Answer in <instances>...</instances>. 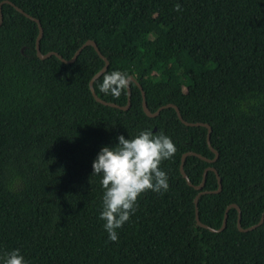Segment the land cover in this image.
Returning <instances> with one entry per match:
<instances>
[{
  "label": "trees",
  "instance_id": "1",
  "mask_svg": "<svg viewBox=\"0 0 264 264\" xmlns=\"http://www.w3.org/2000/svg\"><path fill=\"white\" fill-rule=\"evenodd\" d=\"M3 0H0V2ZM40 19L43 53L70 59L88 39L108 58L94 81L126 72L148 107L175 103L184 119L212 127L215 162L187 156L194 184L217 168L222 190L202 194V222L219 228L237 203L243 227L264 210V0H10ZM180 5L181 11L175 6ZM0 25V256L19 249L27 264H264V222L243 232L231 208L223 231L198 226L199 192L180 171L182 155L213 158L205 126H188L175 108L143 110L131 81L127 110L98 102L90 80L105 64L91 45L65 63L36 52L35 21L9 3ZM156 128V130H155ZM164 133L174 156L161 163L169 189L138 198L112 242L99 219L104 189L92 163L118 136ZM218 188L207 172L204 190ZM2 264V261H0Z\"/></svg>",
  "mask_w": 264,
  "mask_h": 264
},
{
  "label": "clouds",
  "instance_id": "2",
  "mask_svg": "<svg viewBox=\"0 0 264 264\" xmlns=\"http://www.w3.org/2000/svg\"><path fill=\"white\" fill-rule=\"evenodd\" d=\"M181 11L180 5L175 6ZM126 72L112 71L103 76L99 85L104 94L118 99L130 86ZM176 152L173 141L164 133L142 130L134 138L118 136L114 147L103 146L92 163L93 175H102L104 189L99 219L105 221L108 239L118 242L117 229L130 219L138 206V198L151 190L161 193L169 189L168 176L160 168L163 161ZM2 264H27L19 249L0 256Z\"/></svg>",
  "mask_w": 264,
  "mask_h": 264
},
{
  "label": "water",
  "instance_id": "3",
  "mask_svg": "<svg viewBox=\"0 0 264 264\" xmlns=\"http://www.w3.org/2000/svg\"><path fill=\"white\" fill-rule=\"evenodd\" d=\"M3 3H9V4L13 5L18 11H20L26 17L30 18L31 20H33V21H35L37 23L39 32H38V35H37V38H36V52H37V56L40 59H46V58H48V57H50L52 55H55L60 60H62L63 62H65V63H71V62H74L77 59L78 55L80 54V52L82 51V49L84 47L89 46V45L93 46L95 48V50L98 52V54L100 55V57L105 61L104 66L98 72H96L92 76V78L90 80V83H89L90 90H91L94 98L98 102H100V103H102L104 105H109V106H112V107H117V108H120V109H123V110H127V109L130 108V106H131V93H132L131 85L127 88L128 100H127V103L125 105H120V104H118L116 102H112V101H106V100L102 99L100 96L97 95V93L95 91V88H94V81L97 78H99L107 70L110 62H109L108 58L101 52V50L98 47V44L96 43V41H94L93 39H88L85 42H83V44L77 49V51L75 52V54L70 59H67V58L63 57L60 53H58L56 51H49V52L43 53L42 50H41L40 43H41V39H42L43 34H44V29H43V26H42V23H41L40 19H38L37 17H35V16L27 13L24 9H22L19 6H17L12 1H10V0H3V1L0 2V25L3 22V12H2V4ZM129 77H130V80L131 81H135L137 83V85L139 86V88L141 89L142 97H143V110H144V112L148 116H150V117H156V116H158L160 114V112L164 108L173 107V108H175V110L177 112L178 118L184 124H186L188 126H205L207 128V143H208L210 149L212 150V152L214 153V157L213 158H208V157L202 155L201 153H198V152H195V151H187V152H185L182 155L181 164H180V171H181L182 176L186 179L187 183L190 186H193L196 190L199 191L196 194L195 198H194V203H195V219H196L197 225L198 226H201V227H204V228H207V229H209L212 232H220V231H223L226 228V225H227L228 212H229V210L231 208L234 207L238 211L237 226H238V228H239L240 231L247 232V231L253 230V229L257 228L258 226H260L264 222V210H263V213L261 215L260 220L257 223L252 224V225H250L248 227H243L242 226V222H241L242 211H241L240 206L237 203H230L227 206V208L225 209L224 219H223L222 225L219 228L212 227V226H210V225H208V224H206V223H204V222L201 221L200 216H199V212H198V202H199V198H200V196L202 194H205V193H218V192H220L222 190V180H221V176H220V174H219V172H218V170H217L216 167H214V166H208L204 170L202 181L199 184H194L191 181V179L188 176V174L185 172L184 163H185V160H186L187 156H189V155L198 156L199 158H201L203 160H206V161H208L210 163L215 162L218 159L219 152L211 144L212 127H211V125L209 123H206V122H200V121L191 122V121H187L186 119L183 118V116L181 114V111H180V108L175 103H167L165 105L160 106L156 111H151L150 108L148 107V104H147V101H146V96H145V91H144L142 85L135 80V78H134L133 75H130ZM155 130H156V128H155ZM210 170H212V171H214L216 173V176H217V179H218V188L215 189V190H204L203 188H204V186L206 184L207 172L210 171Z\"/></svg>",
  "mask_w": 264,
  "mask_h": 264
}]
</instances>
